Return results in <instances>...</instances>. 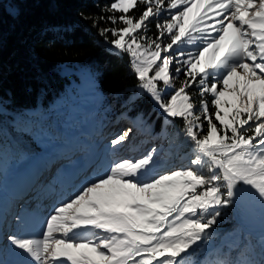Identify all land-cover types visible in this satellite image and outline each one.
<instances>
[{"label": "snow or ice", "instance_id": "snow-or-ice-1", "mask_svg": "<svg viewBox=\"0 0 264 264\" xmlns=\"http://www.w3.org/2000/svg\"><path fill=\"white\" fill-rule=\"evenodd\" d=\"M138 5L144 10L133 18L130 10ZM102 11L120 13L98 18L123 25L103 28L100 34L106 39L110 34L107 42L113 50L133 58L139 87L158 107L183 119L194 143L190 164L196 167L141 181L151 153L135 162L115 161L54 209L42 239L10 235L9 243L12 250H22L17 253L20 264H191L186 257L207 239L218 206L235 203L234 197L244 194H258L264 203V0H112ZM151 18H163L156 24L160 32L155 40L139 34ZM165 33L171 42L162 47L156 41ZM145 39L147 46L140 43ZM185 42L195 53L184 52ZM174 53L187 58L176 60ZM173 64L180 65L175 73L188 79L165 101L157 82L172 84ZM197 80L196 93L210 94V102H192L186 90ZM130 131L111 145H120ZM88 226L103 235L76 239L77 230ZM206 264L225 262L208 259Z\"/></svg>", "mask_w": 264, "mask_h": 264}, {"label": "trees", "instance_id": "trees-1", "mask_svg": "<svg viewBox=\"0 0 264 264\" xmlns=\"http://www.w3.org/2000/svg\"><path fill=\"white\" fill-rule=\"evenodd\" d=\"M111 2L0 0V101L6 109V112H0V176L4 174L2 164L11 160L16 164L32 158L40 151L43 140L62 142L69 139L70 125L61 111L67 78L58 68L61 63L70 62L96 71L98 88L105 97L103 103L109 105L104 122L110 117L122 119L123 114H128L132 118L130 124L136 122L143 131L164 129L162 142L170 143L174 154L193 156L194 143L186 136L183 119L164 117L148 92L139 88V77L128 54L113 50L114 46L107 42L113 38L110 34L107 39L100 34L103 28L123 26L98 19L100 16L120 15L102 11ZM143 10L144 5H138L129 14L138 18ZM158 19L151 18L139 34L155 40L159 34L156 28ZM94 20L96 27H93ZM186 79L188 77L182 73L176 74L174 86H181ZM197 82L186 91L192 100L199 102L202 97L196 93L200 86ZM162 83L158 81L157 87ZM204 98L210 102V94ZM195 131L203 129L195 128ZM97 135L93 139L98 143L101 136L97 138ZM82 146L88 147V144L78 143L61 155L68 157L72 152L84 149ZM203 172L206 174L207 169ZM222 192L225 193V189ZM223 198L227 199L225 195ZM218 210L214 223L219 227L217 237L228 228L238 227L240 230L232 215V204L218 206ZM235 253L238 259H245L246 264H264V243L259 242L255 234L243 233L239 245L215 253L210 250L207 254H211L213 260L230 261Z\"/></svg>", "mask_w": 264, "mask_h": 264}, {"label": "rangeland", "instance_id": "rangeland-1", "mask_svg": "<svg viewBox=\"0 0 264 264\" xmlns=\"http://www.w3.org/2000/svg\"><path fill=\"white\" fill-rule=\"evenodd\" d=\"M165 15H168L167 11ZM158 22L162 23L163 18H159L156 24ZM167 36L168 34L165 33L162 36L163 38L156 42L163 47L166 43L171 42L170 37L169 40H165ZM165 41L167 42L164 44ZM140 43L147 46L148 41L144 42L142 40ZM197 43L201 47L203 46L201 41L198 40ZM183 50L185 53L189 51L195 53L196 48L185 42ZM173 55L176 60L182 61V59L187 58L175 53ZM128 56L132 65L133 58L130 55ZM178 66L180 65L173 64L169 66L170 74L174 77L173 81L176 75L175 67ZM132 68L135 71L133 65ZM58 70L67 78L65 82L66 94L61 100V111L65 121L70 125V130L68 131L69 139L62 142L50 139L43 140L40 151H37L32 158L16 164H14L15 160H11L7 164L1 165V170H4V174L0 176V264H20L22 260V257L17 254L22 250H12L14 246H11L8 240L10 235L42 239L41 233L46 227L45 222L53 214L54 209L67 202L74 193L87 183L103 175L106 169L115 161L128 160L135 162L151 153L153 157L152 163L149 165L148 173L140 177L141 181L161 174H167L171 171L196 167L190 164L191 155L187 153L182 155L174 154L173 150H171V144L162 142V138L165 136V131L162 128L140 130L137 126L133 127L130 124L132 118L128 114H123L121 116L122 119L110 117L104 122L109 112V105L103 103L105 97L98 88L95 70L76 62L61 63ZM149 75H154V71L150 72ZM173 81L170 86L163 84L160 88L157 87L165 101L174 93L175 89L180 87L174 86ZM197 84L199 83L197 82ZM218 87H222V85H218ZM165 93H167L166 96L164 95ZM148 94L151 97V94ZM201 99L205 100L204 97ZM192 102L199 104V102L194 100ZM154 105L163 113L164 117H169L155 102ZM209 111L210 113L214 112V106L210 105ZM0 112H6L1 101ZM221 115H223V112H221ZM212 118L214 123L219 125V122L215 121V117L213 116ZM201 121L205 122L203 125H207V121L203 120L202 115ZM196 123H200V121H196ZM126 124L130 125L127 126ZM129 129L131 131L125 141L117 146L111 145V141L114 138ZM96 135L97 138L99 135L101 136L98 139V143L96 142L97 140L94 141L93 139ZM78 143L81 145L88 144V147L82 146L87 150L80 149L74 153L72 152L70 157L61 155L63 152L71 151L73 146ZM205 175H208V171ZM39 176H43L46 180L48 198L42 211L35 209V211H40L42 216H40L38 223L34 224L32 222V216L35 214L33 209L38 206H29L24 202L18 204L22 199L20 196L21 189L19 190V188H22V183L29 179H37ZM23 188L26 189L27 187L23 186ZM234 199L236 202L231 203L232 215L241 231L238 227H232L223 231L217 237L212 234H218L219 227L216 228L214 224L211 225L206 230L209 233L207 239L203 242L198 241L191 250L196 249V251L191 256L186 257L191 264H198V259L201 261L199 264H206L205 262L211 259V256H209L211 254H207L210 250L215 253V251L230 249L239 245L243 238V233L255 234L258 241L264 243V203L260 202L261 198H259L258 194H256L255 198L244 194L241 198L237 199L234 197ZM169 220L171 222L174 217L169 218ZM94 235H103V233L88 226L77 230L75 238L92 239ZM24 255L26 256L27 254ZM136 259H139V257ZM29 260H31V257H29ZM224 262L225 264H246L245 259H238L236 253L233 260ZM31 264H36V262L31 261Z\"/></svg>", "mask_w": 264, "mask_h": 264}, {"label": "bare ground", "instance_id": "bare-ground-1", "mask_svg": "<svg viewBox=\"0 0 264 264\" xmlns=\"http://www.w3.org/2000/svg\"><path fill=\"white\" fill-rule=\"evenodd\" d=\"M43 174V172H42ZM43 176H39L37 179L36 178H33V179H29L28 181L22 183V188H20L21 192L25 193V194H29V191L31 192L33 187L35 186V183L40 179L42 178ZM32 178V177H31ZM28 182V183H27ZM26 184V185H25ZM24 187H27L26 189L23 188ZM43 192H38L37 194L35 195H29L27 198H28V201L27 203H29V206L32 204V202L34 203H39L40 207H37V208H34L33 209V212L35 211V209H38L40 211H42V209L44 208V205L47 203V200H46V197L45 196H41ZM35 211V214L32 216V222L34 224L38 223L39 219H40V216L41 215V212L40 211Z\"/></svg>", "mask_w": 264, "mask_h": 264}, {"label": "built area", "instance_id": "built-area-1", "mask_svg": "<svg viewBox=\"0 0 264 264\" xmlns=\"http://www.w3.org/2000/svg\"><path fill=\"white\" fill-rule=\"evenodd\" d=\"M216 228H218L216 225H214Z\"/></svg>", "mask_w": 264, "mask_h": 264}]
</instances>
